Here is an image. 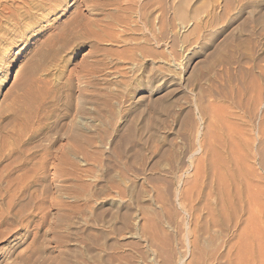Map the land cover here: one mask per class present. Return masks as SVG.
Listing matches in <instances>:
<instances>
[{
  "label": "rangeland",
  "instance_id": "obj_1",
  "mask_svg": "<svg viewBox=\"0 0 264 264\" xmlns=\"http://www.w3.org/2000/svg\"><path fill=\"white\" fill-rule=\"evenodd\" d=\"M42 2L0 0V137L58 168L0 264H264V0Z\"/></svg>",
  "mask_w": 264,
  "mask_h": 264
},
{
  "label": "bare ground",
  "instance_id": "obj_2",
  "mask_svg": "<svg viewBox=\"0 0 264 264\" xmlns=\"http://www.w3.org/2000/svg\"><path fill=\"white\" fill-rule=\"evenodd\" d=\"M44 1L45 2L39 3V5H38L39 10H40V5H43L44 9L43 8L42 9L46 10L48 13L54 12V11H56V9L59 8L58 7L59 6V4H58L59 0H44ZM35 8H38V7H35ZM26 16L28 18H30L31 13L27 12ZM13 19L16 21V18L13 17ZM73 28H74V30H78V32L81 30V27H79V24H76V25L74 24ZM78 32L73 31L72 33H70L71 34L70 36L73 37L74 39L78 38V36H79L77 34ZM151 34H153V33L151 32ZM70 36L63 34L62 38H60L58 40L61 42L59 45V47L61 49L62 48L66 49V47H68L67 45H69ZM58 44L59 43H57V45ZM56 52H58V51H56ZM24 80H27V79H24ZM14 84H16V85H14L15 89L17 88V90H19L20 87H23L27 83H25V81H21V82H17ZM24 89H25V87H24ZM24 89H23V91H24ZM26 89H27V86H26ZM38 104H40V103H37V105ZM29 105H28V107H29ZM65 105H66V103H65ZM37 107H41V105L37 106ZM34 108H36V107H34ZM66 108H68V106ZM36 110L38 111V108L35 109V111ZM33 111L30 110L29 112L32 113ZM24 112H26V111H24ZM29 112H28V114L30 115ZM33 117H34V120H36L35 114ZM9 122H10V120H9ZM26 127H27V125H26ZM21 129L23 130L24 128L20 127V130ZM25 131H26V129L24 130L23 134L21 133V131H19V133L16 134V132H14V130H13L14 137L16 134V137H15L16 139L12 136L13 139H15L14 142H12V144H9L10 140H9V143H7L8 138H6V136L10 137L11 134L10 135L8 133L3 134V135H5L6 139L3 138L4 137L3 135H2L3 137H0V138H2L0 140V227L1 228L10 225V223L12 222V220L14 218V212L17 208L21 209L24 207L25 200L27 199L26 197L29 195V190H30L28 179H31L33 183L39 184L43 180V178L45 176L44 174H46L45 173V169H46L45 167H46V165H48L49 162L51 163V166L53 169L51 171H53V173H57L58 156H57V154H56V156H51V152H50L51 148L57 144V142H58L57 138H52L51 140L48 139V144H42V143L37 144L36 142H38L39 140L38 141L36 140L34 142V144L36 143V145L28 148L27 145H30L29 141L33 137H36V135H39V133L37 130V132L36 131H34V132L26 131L27 134H25ZM41 132H43V131H41ZM0 133H3V130H0ZM0 136H1V134H0ZM83 139H85V137ZM5 140L7 141L6 144H8V146L5 145V142H4ZM75 140L76 139H73V143L77 144L78 142H76ZM87 142H88L87 140H83V141H81L80 144H78V146L79 145L82 146V145L86 144ZM19 171L21 172V174L16 175ZM10 235H11V230L7 229L6 232L0 233V240H5V239L9 238Z\"/></svg>",
  "mask_w": 264,
  "mask_h": 264
}]
</instances>
